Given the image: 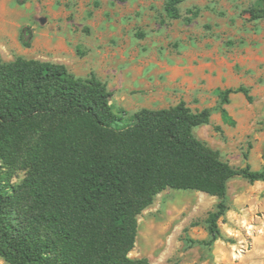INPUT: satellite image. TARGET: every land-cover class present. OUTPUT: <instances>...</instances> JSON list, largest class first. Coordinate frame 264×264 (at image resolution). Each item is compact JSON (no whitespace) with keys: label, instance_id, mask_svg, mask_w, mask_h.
<instances>
[{"label":"rangeland","instance_id":"obj_1","mask_svg":"<svg viewBox=\"0 0 264 264\" xmlns=\"http://www.w3.org/2000/svg\"><path fill=\"white\" fill-rule=\"evenodd\" d=\"M179 10L172 20L164 0H0V58L95 75L114 111H125L120 126L141 109L181 101L192 112L209 109L194 136L231 167L264 172V0H183ZM240 86L252 101L229 96L231 125L221 119L219 92ZM225 201L219 236L207 244L219 199L166 189L138 216L129 256L148 264H264V182L235 177Z\"/></svg>","mask_w":264,"mask_h":264},{"label":"trees","instance_id":"obj_2","mask_svg":"<svg viewBox=\"0 0 264 264\" xmlns=\"http://www.w3.org/2000/svg\"><path fill=\"white\" fill-rule=\"evenodd\" d=\"M183 0H164L169 19ZM219 92L225 109L231 94ZM112 93L95 75L73 76L62 64L0 58V258L7 264H148L129 256L138 216L166 189L219 199L207 218L211 244L227 211L235 177L264 182V172L233 168L193 130L211 111L184 102L141 109L120 126ZM22 177L14 183L13 179Z\"/></svg>","mask_w":264,"mask_h":264}]
</instances>
